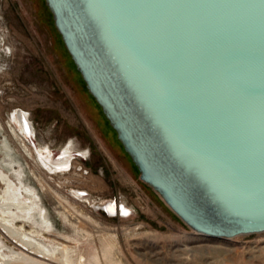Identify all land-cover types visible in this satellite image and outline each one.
I'll use <instances>...</instances> for the list:
<instances>
[{"label":"water","instance_id":"95a60500","mask_svg":"<svg viewBox=\"0 0 264 264\" xmlns=\"http://www.w3.org/2000/svg\"><path fill=\"white\" fill-rule=\"evenodd\" d=\"M46 2L142 180L201 234L264 232V0Z\"/></svg>","mask_w":264,"mask_h":264},{"label":"rangeland","instance_id":"374dc122","mask_svg":"<svg viewBox=\"0 0 264 264\" xmlns=\"http://www.w3.org/2000/svg\"><path fill=\"white\" fill-rule=\"evenodd\" d=\"M4 30L13 54L5 57L0 46V171L18 185L5 199L33 208L29 188L49 221L23 220L35 210L17 209V227L50 250L65 247L67 264H264V232L201 234L142 180L46 0H0V34ZM19 110L33 126L29 133L21 130ZM45 159L65 165L50 171ZM112 200L131 214L103 210L100 204ZM1 245L9 259L15 250L60 263L29 250L0 224Z\"/></svg>","mask_w":264,"mask_h":264},{"label":"bare ground","instance_id":"6f19581e","mask_svg":"<svg viewBox=\"0 0 264 264\" xmlns=\"http://www.w3.org/2000/svg\"><path fill=\"white\" fill-rule=\"evenodd\" d=\"M18 119L20 120L22 127L21 130L23 133H29L32 131V124L27 118L26 114L23 111H18L16 113ZM18 124V123H17ZM45 166L47 169L50 171H55L57 169H60L63 167L62 165H65V161H57L55 163H52L48 160H44ZM67 164V163H66ZM2 171V170H1ZM0 171V179L3 178L2 181L5 182L6 188L4 194L0 193V211L2 212V217H0V224L3 225L6 230L15 238L17 242L22 243L26 247H28L29 250L33 251L34 253H39L43 257L50 258L56 262H60L59 264H67V256H65L66 249L63 247L60 249V252L58 253L57 251L50 250L48 247H45L41 242L36 240L34 237H31L28 235V233L25 230H21L19 227L16 226V222H19L20 219H18V213L14 212V210H32L34 209L35 212L31 213L28 219H23L30 221L32 220L33 222L40 223L41 219L43 221L49 222L46 212L44 211L45 209L43 207L36 208L33 199L36 197L38 194H34L33 191H31L29 188H27V191L32 195L31 196V201L33 204V208H30L27 203H18L15 201H7L5 199V194H12L17 192L18 190V185L15 184L12 179L6 175L3 171ZM23 194V192H22ZM34 194V195H33ZM56 201V200H55ZM106 207V210L109 214L112 215H129L131 214V211L127 209L125 205L122 203H118L117 201H108L104 204H100ZM98 207V206H97ZM96 207V208H97ZM121 215V216H123ZM71 219H67V222H71ZM42 223V222H41ZM2 245L0 246V264H49L46 263V261H39L30 255L24 254L22 252H17L14 250V254L12 255V259L7 258V254L2 251L3 249L1 248ZM54 264V263H52Z\"/></svg>","mask_w":264,"mask_h":264},{"label":"built area","instance_id":"2783aa9c","mask_svg":"<svg viewBox=\"0 0 264 264\" xmlns=\"http://www.w3.org/2000/svg\"><path fill=\"white\" fill-rule=\"evenodd\" d=\"M7 30H4L3 34H0V46L1 50L3 51L5 57H9L13 54V48L12 46L8 43L7 39ZM89 155V154H88ZM85 156L84 158H86ZM71 169V167H68V170Z\"/></svg>","mask_w":264,"mask_h":264}]
</instances>
